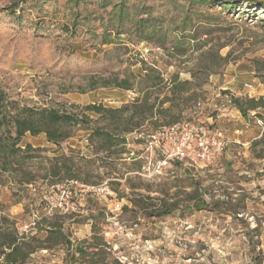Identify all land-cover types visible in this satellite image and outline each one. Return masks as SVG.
<instances>
[{"label":"rangeland","instance_id":"obj_1","mask_svg":"<svg viewBox=\"0 0 264 264\" xmlns=\"http://www.w3.org/2000/svg\"><path fill=\"white\" fill-rule=\"evenodd\" d=\"M236 8L218 22L203 47L222 45L219 54H229L227 64L208 78L195 105L175 125L179 132L202 126L209 136L224 141V149L210 162L187 156L176 165L178 142L168 128H161L150 142L144 129L127 136L130 152L116 163L106 161L123 176L110 175L111 185L105 179L99 185L69 181L50 186L37 178L19 188L0 172V211L16 222L19 232L35 234V224L47 217L44 196L67 197L72 209L54 215L60 216L72 245L87 253L82 257L66 246L39 250L29 264H264V158L254 159L250 152L252 141L264 143V28L235 19ZM143 12L167 31L165 49L138 41L133 26L146 17ZM176 14L169 0H0V93L6 110L93 103L119 108L137 94L116 87L114 79L120 81L129 72L141 74L144 68L161 72L165 80L173 75L189 80L187 70L199 54L192 49L206 37L191 42L185 33L176 37L177 32H170ZM116 28L119 35H114ZM177 39L181 49H188L181 56L167 50ZM104 40L112 43L102 45ZM105 81L111 86L101 87ZM232 96L263 105L242 115L231 103ZM82 136L77 132L62 143L64 152L67 146L85 152ZM26 144L40 150L33 153L36 167L56 156L43 134H24L17 147ZM190 169L206 186L201 211L183 203L192 191ZM97 187L106 191L94 192ZM146 188L161 192L151 196H167L165 203L156 201L157 212L168 211L171 202H179L178 209L143 219L129 200L140 194L143 206L151 203L145 199Z\"/></svg>","mask_w":264,"mask_h":264},{"label":"trees","instance_id":"obj_2","mask_svg":"<svg viewBox=\"0 0 264 264\" xmlns=\"http://www.w3.org/2000/svg\"><path fill=\"white\" fill-rule=\"evenodd\" d=\"M176 11L174 29L179 38L183 33L190 38L189 42L205 36L200 45H195L192 52H199L196 62L188 68L189 80H178L177 75L165 80L161 72L153 68L142 69L141 74L129 72L124 79H114L115 86L126 91L133 90L137 96L130 103L119 108L105 107L102 104H88L82 107L61 105L60 108L31 109L23 107L20 110H6L4 99L0 93V172L6 174L12 184L21 188L31 185L37 178L48 181L50 186L69 181L82 182L87 185H99L101 181L110 179L114 174L117 179L123 177L116 173V168L108 166L106 161L118 162L121 156L128 151L127 136L144 129L148 142L161 128H171L184 119L187 112L195 105L203 86L211 75L228 62L229 54L221 56L219 51L222 45L210 46L206 50L207 37L217 31L218 22L230 17L231 10L237 7L235 19L243 21L245 18L254 27L264 28V0H169ZM244 5L245 8H242ZM219 9L217 12L216 10ZM127 13V11H126ZM119 11L117 17L124 20ZM141 17L134 22V30L138 34V41L153 45L156 48L165 49L168 44L167 31L160 27V22L153 18L149 12H143ZM234 19V16L232 17ZM157 22V23H156ZM121 32L116 28L114 35ZM128 34V32H124ZM185 39V38H184ZM186 40V39H185ZM168 41V42H167ZM174 42V41H172ZM112 41L104 40L102 45H110ZM181 41L176 40L172 47L168 48L175 56H181L188 49H181ZM264 65V64H263ZM111 86V82L105 81L101 87ZM161 97V98H160ZM231 103L236 109L245 115L247 110H255L263 105L262 101L253 99H240L231 97ZM4 132V133H3ZM77 132H82L81 137L85 142V152L67 146L64 149L62 143L74 138ZM31 136L43 134L47 143L55 148L52 152L56 156L45 158V166L36 167L33 160L37 158L33 153L40 150L26 144L24 148L17 147L24 134ZM5 134V136H4ZM262 146H261V145ZM261 146L255 152L256 146ZM250 152L254 159L264 158V143L254 140L251 143ZM176 160L175 164H181ZM179 160V161H183ZM100 162L98 166L94 163ZM40 169L42 174H39ZM192 191L186 203V208L201 211L205 209L206 193L203 180L195 176L190 169ZM96 178L97 182L89 181ZM111 181L109 180L108 183ZM208 187V186H207ZM148 194L145 199L149 204L143 206L142 195L130 198L129 202L135 206L143 219L159 218L178 209L179 202H171V208L166 212H157V202L165 203L166 197L151 196L150 193H159L150 188L145 190ZM126 210V207H122ZM41 225V228H39ZM35 234L19 232L16 222L0 211V260L2 264H29V258L39 250L49 251L55 247H72L82 257L87 255L83 249L72 245L68 236L63 232L60 216L43 217L35 224ZM40 232L44 235L40 236ZM93 264L94 262H90Z\"/></svg>","mask_w":264,"mask_h":264},{"label":"built area","instance_id":"obj_3","mask_svg":"<svg viewBox=\"0 0 264 264\" xmlns=\"http://www.w3.org/2000/svg\"><path fill=\"white\" fill-rule=\"evenodd\" d=\"M246 89L252 90L251 85H245ZM199 106V103L197 104ZM168 134L174 135V140H177V146H175V158L182 160L187 156H193L196 161L210 162L216 154H219L225 146L224 141L219 138L211 137L207 134L204 127L185 129L183 132H179L177 126L166 129ZM180 133V136L177 135ZM194 146L190 150L191 146ZM187 150H190L189 152ZM74 185H78L77 182L70 181ZM58 189V188H57ZM94 188H91L93 190ZM106 188L97 187L94 192L103 193ZM42 211L44 216L50 217L56 213H67L72 209L67 201V197H57L56 195H48L42 198Z\"/></svg>","mask_w":264,"mask_h":264}]
</instances>
